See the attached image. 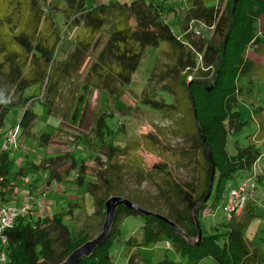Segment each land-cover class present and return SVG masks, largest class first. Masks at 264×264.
<instances>
[{
	"label": "trees",
	"instance_id": "obj_1",
	"mask_svg": "<svg viewBox=\"0 0 264 264\" xmlns=\"http://www.w3.org/2000/svg\"><path fill=\"white\" fill-rule=\"evenodd\" d=\"M224 1L185 0L182 35L176 36L166 20L169 12L159 0H95L92 5L86 0H0V140L11 108L24 107L16 123L20 125L19 137L32 134L37 119L31 107L35 100H42L46 93L52 92L44 103L49 113L57 110L54 99L63 85L60 77L85 75L86 89L103 90L111 99L123 98L131 92L130 85L147 47L161 50L166 43L172 48L173 57L169 61L159 58L145 89L137 96L136 107L173 119L181 113L182 98L187 100L192 114L187 133L190 148L180 157L184 164L195 162L196 173L191 179L180 181L167 169L166 162H154L147 169L148 174H144L141 162L134 161L138 186L151 181L158 190L155 204L163 202L167 210L160 213L191 237H197L193 209L206 196L212 173V161L202 133L212 151L215 167L210 196H214V203L223 197L237 175L245 176L243 181L250 176L255 183L256 196L248 200L242 218L230 214L229 220L222 224L224 232L203 235L199 244H196L198 241L190 244L176 228L162 220L120 207L109 239L91 257L83 258L78 264L112 262L111 249L115 242L127 247V264H148L141 257L139 246H150L164 239L177 253L187 257L185 264H204L206 257L213 258L217 264H264L262 248L244 235L249 221L257 216L255 204L259 184L264 188V167H261L264 153L253 145L240 148L236 155L227 150L228 135L244 125L236 107L244 95L252 92L251 83L246 82L248 76L264 74V30L255 35V23L258 17L264 16V0H239L234 14V0H228L225 5ZM246 4L250 13L244 10ZM61 24L65 31L69 30L68 34L71 27L79 30L74 38L76 47L65 62L56 61L64 37ZM200 28L212 31L211 37L201 34ZM251 50L259 57L249 56ZM109 57L115 66L106 64ZM194 72L198 77L189 80ZM33 85H37L39 93L28 94L27 89ZM207 87L212 88L208 90ZM193 101L202 132L197 125ZM108 116L106 111L94 115L88 139L95 152L93 158L79 163L71 152H64L43 157L40 162V167L50 172L51 179L62 180L77 170L76 183L85 186L93 197L94 213L101 217L100 229L105 217V202L112 195L125 196L153 211L159 209L152 206L149 197L123 193V172L128 158L136 154L141 145L127 141L120 147L106 141ZM258 135L264 140V117L260 119ZM145 136L151 139L150 133ZM39 137L41 144L48 145L52 134L43 132ZM152 144L159 143L152 139ZM12 150L0 146V208L7 204L17 187L10 172ZM120 157L127 159L125 163L119 164ZM88 175L92 180H87ZM230 190L226 194L229 199ZM260 199L264 206V200ZM206 206L207 203L200 204L197 213ZM34 211L41 210L31 208L16 219L13 228L5 231L7 245L0 244V256L5 252L6 260L0 259V264H59L73 250L96 236L86 225L73 235L65 223L67 214L64 211L38 217L33 216ZM131 215L144 221L142 238L130 235L123 240L121 225ZM155 264L180 263L165 258Z\"/></svg>",
	"mask_w": 264,
	"mask_h": 264
},
{
	"label": "rangeland",
	"instance_id": "obj_2",
	"mask_svg": "<svg viewBox=\"0 0 264 264\" xmlns=\"http://www.w3.org/2000/svg\"><path fill=\"white\" fill-rule=\"evenodd\" d=\"M86 1L88 5H92L95 2V0ZM160 1L166 7L167 13L169 12L166 20L169 22L173 32L176 36H181L182 7H185V0ZM168 1L169 5L166 3ZM227 1H224V5ZM170 8H176L178 14L175 10H169ZM249 9L248 4L244 5V10L250 13ZM61 26L64 31V37L60 42L56 61L59 58H66L73 51L75 44L73 39L78 34V30L73 32V27H71V33L68 34L69 30L65 31V26L63 24ZM255 29V35L264 30V16L258 17ZM200 33L210 38L213 32L200 28ZM167 45L164 43L161 50L155 46L147 47L130 85L131 92L123 98L115 97L111 99L103 90H93L89 89V87L86 89L84 87L85 76L78 75L74 78H59L63 79V85H61V89L54 99V107H57L55 112L49 113L44 103L46 96L48 95L49 98L52 92L50 94L46 93L45 98H42V100H35L31 107L36 112L37 119L32 128V134L29 136L22 134L19 137L18 148L11 151L10 172L17 187L16 194L13 193L9 196L7 204L16 202L24 204L31 196H42L46 198L47 205L41 209V216H46L53 215L60 210H69L71 202H83L86 212H81L79 218L80 220L86 219V214L87 218L92 220L88 221L89 230L92 235H98L101 229L99 223L95 222L97 219L93 220L95 218L93 216L95 211L93 197L85 190V186L80 187L76 183V171L74 170L63 181L51 180L50 172L43 170L40 167V162L43 157L56 156L65 151H71L79 163L83 159L90 160L93 158L95 152L91 149L88 140L90 137L89 133L95 113L104 110L109 115L107 117L108 130L105 134L106 141L114 142L116 146L120 147H124L127 141L140 142L141 145L138 152L128 158L127 168L123 172V193L128 196L139 193L141 196L149 197L152 199L151 203L153 205H151L159 208L157 212H167L163 202L155 204L154 197L157 195L158 190L151 181H145L141 186H138L137 178L134 175L135 169L132 165L134 161L135 163L137 161L141 162L144 167V174H148L147 172L154 162H166L167 169L180 181L189 180L196 173L193 165L195 162L184 164L185 161L180 157L183 151L190 148V143L187 141V133L188 124L192 122V114L187 100L182 98L181 113L173 119L136 107L137 96L139 97L145 89L148 78L160 61L159 58L169 61L173 57V50ZM248 53L249 56L255 57V59L259 57L252 50ZM106 64L115 66L114 60L110 57L107 59ZM196 72L192 74V78L198 77ZM248 81L251 83L252 92L244 95L236 107L240 112V119L244 125L241 129L228 135L227 150L231 155H236L240 148L251 145L260 148L264 153V140L258 135L260 119L264 117V74L255 75L252 73L248 76L246 82ZM27 93H39L37 85L27 89ZM23 112L24 107L22 106L11 108L6 117L3 131L5 132L8 128L18 123ZM43 132L52 134L51 142L48 145L40 143L39 136ZM149 133L151 139L145 136ZM152 139L157 140L159 144L157 146L153 145ZM3 140L4 138L2 137L0 146ZM119 159V164L125 163L127 160L124 157ZM261 167H264V155ZM244 178L245 176L243 175H237L227 186L223 197L214 203V196L212 195L205 202L207 203L206 208L198 211L197 219L204 236L224 232L225 228L222 227V224L229 220L228 216L230 215L226 211L230 202L229 196L226 194L232 187L242 183ZM87 180H92V176L88 175ZM14 196L16 197V202H14ZM260 197L264 200L262 184H259V197L255 204L257 216L249 221L244 235L248 241L252 244H257L264 251V206L261 204ZM212 203H214V207H211ZM36 212L38 211H34L33 214L35 215ZM241 216L242 213L237 215L236 218L241 219ZM69 217V215H66L64 220L70 226L72 234L75 235L77 230L84 225L78 226V222ZM143 222V219L137 216L126 217L121 225L123 240L127 239L130 234H134L137 239H141V225H143ZM139 247L141 256L147 260L148 264H155L165 258L180 264H185L187 261V257L177 253L166 239L152 243L150 246L143 245ZM111 252L115 256L112 264H126L127 247H125L124 243L115 242ZM204 264H217V262L211 257H206Z\"/></svg>",
	"mask_w": 264,
	"mask_h": 264
},
{
	"label": "water",
	"instance_id": "obj_3",
	"mask_svg": "<svg viewBox=\"0 0 264 264\" xmlns=\"http://www.w3.org/2000/svg\"><path fill=\"white\" fill-rule=\"evenodd\" d=\"M238 1L239 0L234 1L233 11H232L233 14H234V11L236 9V4ZM211 88L212 87H209V88L207 87L206 89L209 90ZM190 95H191V98L193 100L192 94H190ZM193 105H194L197 125H198L199 130L202 132L201 122L198 118L194 101H193ZM202 138H203V141L205 142V144L207 145L208 153H209L210 159L212 161V173H211V178H210V182H209L208 191H207L206 196L193 209V216H194V219H195L197 227H198V236L197 237H191L177 223H175L174 221L169 219L167 216H165V215H163L157 211L147 209V208L135 203L134 201H132L131 199H129L125 196L112 195L105 202V217H104V220H103V223L101 226V232L98 235H96L95 237H93V238L87 240L86 242H84L83 244H81L75 250H73L66 257V259L59 264H78L83 258L91 257L95 253L96 249L99 246L103 245L109 239L111 232H112V229H113V226H114L115 221H116L117 211L120 207H126L129 209L135 210L136 212H138L142 215L150 216V217H154L156 219L162 220V221L168 223L169 225H171L172 227L176 228V230H178L182 234V236L190 244H192L196 241H198V242H196V244H199L201 239H202V236H203V230H202V228L198 222V219H197V208L200 204L207 202V200L210 198L212 190H213V186H214V180H215V167H214V163H213L212 151L210 149V146L208 144L206 136L203 133H202Z\"/></svg>",
	"mask_w": 264,
	"mask_h": 264
},
{
	"label": "built area",
	"instance_id": "obj_4",
	"mask_svg": "<svg viewBox=\"0 0 264 264\" xmlns=\"http://www.w3.org/2000/svg\"><path fill=\"white\" fill-rule=\"evenodd\" d=\"M192 77L189 78L191 80ZM20 125L15 124L4 132V140L1 144L2 149H16L19 144ZM255 183L252 178H246L238 187L230 190V205L227 208L228 214L240 215L245 209L250 198L256 196L254 191ZM41 210L47 205L46 198L42 196H31L28 201L19 206L16 203L5 204L0 208V244L2 247L7 245L5 231L14 227L16 219L23 213L28 212L32 207ZM1 260H6L5 252L0 256Z\"/></svg>",
	"mask_w": 264,
	"mask_h": 264
},
{
	"label": "crops",
	"instance_id": "obj_5",
	"mask_svg": "<svg viewBox=\"0 0 264 264\" xmlns=\"http://www.w3.org/2000/svg\"><path fill=\"white\" fill-rule=\"evenodd\" d=\"M99 1V0H98ZM121 1V0H120ZM124 1H127V2H129L130 0H124ZM160 1V0H159ZM168 5H169V1L168 2H166ZM185 6V5H184ZM182 9L184 10V7H182ZM176 11V13L178 14V11L177 10H175ZM183 12V11H182ZM78 29H76V28H73V32H76ZM72 32V33H73ZM78 32H79V30H78ZM78 35V34H77ZM77 35H75V36H77ZM74 40V39H73ZM75 47H76V44H74V49H75ZM74 49H73V51H74ZM73 51H71L69 54H68V56L66 57V58H59V60H61V61H63V62H65V61H67V59H68V57L70 56V54L73 52ZM85 76V75H84ZM104 111V110H103ZM65 152H71V151H65ZM72 153V152H71ZM74 171V170H73ZM72 171V172H73ZM76 172H77V170H75ZM71 172V173H72ZM75 173V172H74ZM76 174V173H75ZM68 177V176H67ZM66 178V177H65ZM64 178V179H65ZM64 179H62V180H58V181H63ZM51 180H54V179H51ZM235 187V186H234ZM48 193V192H47ZM16 194V193H15ZM14 198V200L16 199V197L14 196L13 197ZM12 200V199H11ZM14 202H16V200L14 201ZM230 203V202H229ZM16 204L17 205H19V206H21V205H23L22 203H17L16 202ZM70 209H72V210H70ZM79 210V212H78V210ZM60 211H64L67 215H68V213H69V216H70V218L71 219H74V220H76L77 222H78V226H83V225H86V226H88L89 224H88V221H92V220H89L88 218H87V216H86V214H85V218L86 219H84V220H80V218H79V216H80V213L82 212H86V210H85V206H84V204H83V202H80V203H73V202H71V204H70V208H69V210H60ZM34 217H38V216H41V211H38V212H36V214L35 215H33ZM95 218L93 219V220H96L95 222L96 223H100V221H101V217H99V216H97V215H95V213H94V215H93ZM124 221V220H123ZM81 222H82V225H81ZM141 228H142V225H141ZM141 231H142V229H141ZM131 236H134V234H130ZM141 236H142V233H141ZM136 237V236H135ZM142 257V256H141ZM143 258V257H142ZM144 260H146L145 258H143ZM114 260H115V256H114V254H113V259H112V262H110V263H107V264H112V263H114ZM146 263H148L147 262V260H146ZM126 264H127V262H126Z\"/></svg>",
	"mask_w": 264,
	"mask_h": 264
}]
</instances>
